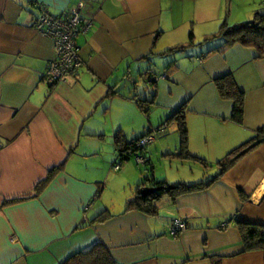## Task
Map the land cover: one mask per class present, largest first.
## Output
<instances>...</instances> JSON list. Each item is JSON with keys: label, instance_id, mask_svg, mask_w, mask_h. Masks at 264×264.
I'll return each mask as SVG.
<instances>
[{"label": "crops", "instance_id": "1", "mask_svg": "<svg viewBox=\"0 0 264 264\" xmlns=\"http://www.w3.org/2000/svg\"><path fill=\"white\" fill-rule=\"evenodd\" d=\"M41 7L54 16L80 10L92 21L78 38V75L54 86L44 83L56 53L35 27ZM262 8L264 0H0V264H64L97 244L117 264H264V251L245 252L239 225L264 226V59L209 40ZM191 34L197 46L173 53ZM150 76L157 97L147 113L139 103L152 98ZM226 76L245 95L241 125L216 86ZM186 103L191 157L183 160L175 156L179 125L167 121ZM160 121L166 132L156 137L177 138L155 139L154 153L148 145L135 160H150L151 169L161 157L192 183L215 178L243 145H258L206 190L162 198L156 216L127 210L142 174L116 170L117 134L132 142ZM194 164L203 173L192 177ZM159 174L155 168L158 181L188 183ZM117 189L130 194L118 202ZM177 219L188 228L172 236Z\"/></svg>", "mask_w": 264, "mask_h": 264}, {"label": "trees", "instance_id": "2", "mask_svg": "<svg viewBox=\"0 0 264 264\" xmlns=\"http://www.w3.org/2000/svg\"><path fill=\"white\" fill-rule=\"evenodd\" d=\"M264 8L255 15V18L246 23L238 24L235 26H223L220 31L209 39L210 41L223 40L224 45L220 48L222 51L230 49L236 45H241L246 48H253L258 53L259 59H264ZM197 46L194 41V35L191 34L190 44L183 47L175 49L174 52L189 50ZM211 54L207 55V57ZM175 67V63H172L170 67ZM149 76V75H148ZM152 86L149 92L152 98H148L146 95L144 100H140L139 104L147 113L150 111V107L154 105L155 98L157 97L156 92V82L157 78L149 77ZM153 83H152V82ZM216 86L219 94L223 99L232 100L234 103L233 110V122L241 125L244 121L245 114V95L237 87L235 80L231 76H226L216 81ZM153 87V88H152ZM147 93V95L149 94ZM188 104L186 103L181 108L177 109L168 118L167 123L177 122L179 125V135H180V150L176 157L180 159H188L191 157L189 151V131L186 120V115L188 112ZM166 127V126H165ZM264 135V131L260 132ZM148 133L147 135H149ZM260 134V135H261ZM145 135V137L147 136ZM142 137L138 140L129 142L125 137L118 133L116 146H117V156L118 163L116 164V170H119L126 163L133 159L139 158V151H143L146 147L140 149L139 144L145 138ZM259 140V139H258ZM258 140H253L241 148L235 150L232 154L227 156L219 165L221 166V171L219 174L206 182H198L192 184L178 183V184H168L166 182L158 181L155 179L154 171L155 168L149 169V172H141L142 178L138 184V189L135 191L133 198L127 202V210H138L149 216H156L159 212V202L162 198L166 196H179L184 194H191L202 192L210 187L211 184L215 183L219 178L226 173V171L233 166V164L242 156L249 153L253 148L258 145ZM149 160V159H148ZM150 160L147 163H142L145 167L150 164ZM117 167H119L117 169ZM61 168H57L59 171ZM148 171V170H146ZM52 175L41 183L37 189V194L42 191L46 185L52 180ZM146 187L155 189L152 195L144 197L142 195L143 189ZM240 231L242 234L243 246L245 252L251 251H264V226L239 222ZM64 264H117L107 248L101 244H97L91 250L87 252L77 253L69 258Z\"/></svg>", "mask_w": 264, "mask_h": 264}, {"label": "built area", "instance_id": "3", "mask_svg": "<svg viewBox=\"0 0 264 264\" xmlns=\"http://www.w3.org/2000/svg\"><path fill=\"white\" fill-rule=\"evenodd\" d=\"M91 25L92 21L85 18L80 10L54 16L47 9L41 7L40 17L35 27L43 36L52 41L56 53V58L50 62L45 73V84L54 86L78 75V71L83 65L78 38L81 34L86 33ZM164 129L158 133L166 132V128ZM155 137L156 134L143 139L139 144L140 149L154 142ZM140 161L144 162L142 159ZM187 228V221L177 219L170 226V234L177 236Z\"/></svg>", "mask_w": 264, "mask_h": 264}, {"label": "rangeland", "instance_id": "4", "mask_svg": "<svg viewBox=\"0 0 264 264\" xmlns=\"http://www.w3.org/2000/svg\"><path fill=\"white\" fill-rule=\"evenodd\" d=\"M263 12H264V10H263ZM248 22V21H247ZM219 43H216V42H210V43H208L207 45H206V47H214V46H216V45H218ZM207 50H209V49H207ZM175 53H179V54H181L182 52L181 51H178V52H175ZM161 113V112H160ZM164 112H162L161 114H155L156 116H160V115H162ZM154 120V119H153ZM157 123L158 122V120L156 119V120H154V123ZM161 122V121H160ZM159 122V123H160ZM163 122H166V120H164ZM163 122H161V124H159L158 123V126H156V127H154V130L151 132V134H149V135H147L145 138H147L148 136H155V134L157 135L158 134V132L159 131H161V130H163V127H161L160 129H158L161 125H162V123ZM156 129H158V130H156ZM177 134H170V133H165L163 136H161V137H155V139H156V141H160V140H163V139H167V140H169V141H173V140H175L176 138H177ZM180 136V135H179ZM144 138V139H145ZM155 139H154V142H152L151 144H149V146L148 147H153L152 148V150H153V153H154V151H155V147H154V144H155ZM174 156V155H173ZM171 158V157H170ZM159 160H160V163L157 161V159L155 158V164H154V167L155 168H158V172L160 173L159 175H165V174H168V176H171V179L173 180V182H178V180L179 179H182V180H184V181H186V180H188V183H186V184H192V182H193V180H190V177H189V175L187 174V176L185 175V174H183V172H185L183 169H180L178 172H174V173H172V171L173 170H175L176 169V167H174L173 169H169V162H168V164L166 165V163L164 162V161H162V158L160 157L159 158ZM174 163H181V165L182 164H184V165H188V163H185V162H182V161H175ZM177 165V164H176ZM190 165H193V164H190ZM195 165V170L193 171L194 172V174H192V175H190V176H192V177H194V176H196V175H198V174H201V173H203V172H201V171H199V172H196V169H199L200 168V166L199 165H197L196 166V164H194ZM125 166H130V167H135V168H137V171L140 173V172H148V171H146V170H149L150 168H146L144 165H142V164H139L138 163V161L137 160H135V159H133V160H131L130 162H128V163H126L125 164ZM151 170V169H150ZM188 173H192V171H190V170H188L187 171ZM136 176V178H137V176L138 175H135ZM215 175H211V177H207V178H205L206 176H204L203 178H201V179H199V181H197V182H201L200 180H204L205 182L206 181H208V180H210V178H213ZM187 178V179H186ZM205 178V179H204ZM186 179V180H185ZM138 180V179H137ZM137 180L135 179V177H134V179H133V181H134V183L136 182L137 183ZM189 182H191V183H189ZM117 183H118V180H117ZM136 188V187H135ZM128 192H131L130 191V189H128L127 190ZM136 191V190H135ZM130 193H127L125 196H128ZM125 196H123V193L121 192V191H119L118 189L116 190V192H115V198H116V200H118V202H119V200L120 201H124L123 199H125L126 197ZM132 196H133V194H132ZM165 198V197H164ZM159 204H161V202H159ZM160 206V205H159Z\"/></svg>", "mask_w": 264, "mask_h": 264}, {"label": "water", "instance_id": "5", "mask_svg": "<svg viewBox=\"0 0 264 264\" xmlns=\"http://www.w3.org/2000/svg\"><path fill=\"white\" fill-rule=\"evenodd\" d=\"M154 192H156L155 189H152V188L146 187L145 189H143V191H142V195H143L144 197H148L149 195H152Z\"/></svg>", "mask_w": 264, "mask_h": 264}]
</instances>
